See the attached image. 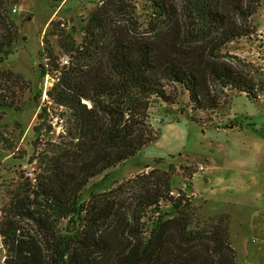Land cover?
I'll return each mask as SVG.
<instances>
[{
    "label": "trees",
    "instance_id": "16d2710c",
    "mask_svg": "<svg viewBox=\"0 0 264 264\" xmlns=\"http://www.w3.org/2000/svg\"><path fill=\"white\" fill-rule=\"evenodd\" d=\"M145 1L150 12L142 25L131 1L103 0L82 27L81 44L61 22H51L50 34L69 64L60 66L47 45L40 56L60 73L49 97L64 108L68 125L50 168L35 179L31 194L17 196L2 209L4 264H236L228 215L194 229L196 217L190 205L184 206L186 197H170V179L163 174L143 175L129 204H120L118 194L106 199L93 193L83 200L92 179L157 140L149 111L159 101L175 103L168 86H181L193 109L201 112L217 110L226 90L250 100L264 93V84L222 55L230 43L254 33L251 18L260 0ZM11 6L0 0L3 62L13 55L19 37ZM47 74L44 65L41 75ZM23 82L0 66V120L2 110L17 108L15 93ZM46 117L42 109L39 134ZM161 200L171 203L175 216L158 217L148 230L141 218Z\"/></svg>",
    "mask_w": 264,
    "mask_h": 264
},
{
    "label": "rangeland",
    "instance_id": "374dc122",
    "mask_svg": "<svg viewBox=\"0 0 264 264\" xmlns=\"http://www.w3.org/2000/svg\"><path fill=\"white\" fill-rule=\"evenodd\" d=\"M102 1L9 0L12 4L9 14L19 37L13 55L4 62L0 60V66L20 75L24 86L16 89L17 108L1 111L0 221L3 220V207L14 203L17 196L24 198L25 193L31 194L35 179L50 168L54 151L67 129V116H62L64 108L49 97L60 79V73L49 68L46 64L48 60L40 56L47 45L60 58V63L67 61L69 64L70 58L60 49L57 37L50 34L53 29L50 24L61 22L62 29L72 33L76 42L81 44L82 27ZM127 1L136 5L139 22L146 25L150 12L146 1ZM251 23L254 33L230 43L223 49L222 55L255 82L264 84V0H260ZM44 38L50 44H46ZM44 65L49 76L41 75ZM54 79L53 89L46 91V81L50 84ZM168 90L175 103L168 105L159 101L149 111V124L157 140L136 157L92 179L83 192V200L89 201L93 193L106 199L118 194L120 204H129L133 202V194L139 188L137 182L142 181L143 175L151 171L163 174L170 179V197H186L184 206L185 203L190 205L188 208L196 217L192 226L194 229L204 221L208 225L219 221L218 215H228L229 240L236 253V264H264L262 248L258 247L264 243V209L244 211V218L241 215L234 221V216L237 217L235 207L221 203L218 197L237 196L241 199L245 196L222 191L225 184L206 182L214 180L224 169L245 174L248 178L257 171L264 173V93L260 99L250 100L237 90H226L217 110L201 112L193 109L188 92L181 86L170 85ZM42 109L47 111L46 126L39 134L36 128L44 122L39 120ZM255 119L258 126L254 125ZM230 126L235 128L228 130ZM256 194L257 191L250 196L255 198L257 205ZM171 213V203L161 200L157 207L144 214L141 221L150 230L158 217L172 219L175 215ZM244 237L251 240L249 245H246ZM5 255L0 238V264H4Z\"/></svg>",
    "mask_w": 264,
    "mask_h": 264
},
{
    "label": "crops",
    "instance_id": "0c3cea01",
    "mask_svg": "<svg viewBox=\"0 0 264 264\" xmlns=\"http://www.w3.org/2000/svg\"><path fill=\"white\" fill-rule=\"evenodd\" d=\"M251 117V116H249ZM252 118V117H251ZM254 125L256 124V119L255 121L253 120ZM258 126V123L256 124ZM234 126H230V128L228 130H232L234 129ZM253 130V126L251 127ZM213 163V162H212ZM214 169V167H212V170ZM223 173H219L217 174L216 178L213 179H209L206 182L208 183V181L214 182L216 184H225V186L222 188V191H232L231 193L237 192V194H241L243 196H245L244 198L238 199L237 196H231V197H218L221 198V200L218 199V201H220L221 203L224 204H231L235 207L236 209V216H234V221H237V219L243 214L244 211H250L251 209H264V173H260L257 171V173H253L251 174V177H247L245 176V174H240L239 172H236L234 170L229 171L227 169L223 170ZM213 175V174H212ZM252 191H257V200H258V204L256 205V201L255 198H253L252 196H250L252 193ZM214 199H217V197L215 198V196L213 197ZM244 218V216H243ZM245 236V235H244ZM245 241H246V245L251 242V240L247 237H244ZM264 238V235H263ZM253 242H255L254 240H252ZM257 243V242H255ZM258 247L262 248L261 253L262 256L264 257V243L259 244ZM249 263V262H248Z\"/></svg>",
    "mask_w": 264,
    "mask_h": 264
},
{
    "label": "built area",
    "instance_id": "2783aa9c",
    "mask_svg": "<svg viewBox=\"0 0 264 264\" xmlns=\"http://www.w3.org/2000/svg\"><path fill=\"white\" fill-rule=\"evenodd\" d=\"M13 11H14V12H16L17 10L14 8V10H13ZM61 64H62L61 66H65V65H67V64H68V62H67V61H63V62H61ZM47 76H49V75H47ZM48 78H49V77H48ZM58 80H59V79H58ZM55 82H56V80H55V79H54V80H52V82H50V84H49V81H46V87H45V88H46V91H48V90H49V88H52V87H54V85H55L54 83H55ZM52 89H53V88H52ZM52 89H51V90H52ZM51 90H50V91H51ZM200 170H201V171H203V170H204V168H203V167H201V168H200Z\"/></svg>",
    "mask_w": 264,
    "mask_h": 264
}]
</instances>
